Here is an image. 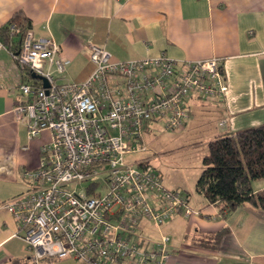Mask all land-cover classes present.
Masks as SVG:
<instances>
[{
  "label": "built area",
  "instance_id": "obj_1",
  "mask_svg": "<svg viewBox=\"0 0 264 264\" xmlns=\"http://www.w3.org/2000/svg\"><path fill=\"white\" fill-rule=\"evenodd\" d=\"M89 49L96 69L82 85L61 83L68 62L52 39H36L30 31L12 55L19 70L49 84L21 82L15 117L31 141L46 131L51 141L39 167L25 174L29 192L0 210L24 231L33 264H171L170 238L154 244L137 229L143 221L161 228L197 213L185 196L165 187L150 162L128 164L125 158L146 151L144 135L152 123L183 132L193 98L223 102L228 85L221 62H177L165 55L115 62L104 47ZM104 184L102 195L97 190Z\"/></svg>",
  "mask_w": 264,
  "mask_h": 264
},
{
  "label": "crops",
  "instance_id": "obj_2",
  "mask_svg": "<svg viewBox=\"0 0 264 264\" xmlns=\"http://www.w3.org/2000/svg\"><path fill=\"white\" fill-rule=\"evenodd\" d=\"M19 12L31 21L36 39H52L61 47L68 62L61 83L82 85L90 79L96 69L91 45L104 47L115 62L163 55L177 62L218 59L226 99L191 102L192 112L217 118L209 141L264 125V0H0V28ZM21 82L11 53L0 48V204L29 192L25 174L39 167V151L51 141L48 131L31 141L27 126L17 121L13 110ZM192 210L201 214L177 217L161 228L141 226L154 243L170 238L171 264H264V212L242 207L225 217L206 199ZM222 230L228 233L217 249L192 242L198 234ZM24 235L15 218L0 210V264H25Z\"/></svg>",
  "mask_w": 264,
  "mask_h": 264
},
{
  "label": "trees",
  "instance_id": "obj_3",
  "mask_svg": "<svg viewBox=\"0 0 264 264\" xmlns=\"http://www.w3.org/2000/svg\"><path fill=\"white\" fill-rule=\"evenodd\" d=\"M31 30V21L19 12L0 28V43L11 55L16 56L20 53L23 42ZM221 69L225 76L223 68ZM21 73L23 82L32 81L38 84L39 81L34 79L33 73H30L28 69ZM195 100L194 98L190 100L185 129L187 122L193 116L191 102ZM257 181L264 182V125L234 135H222L208 143V153L203 159V170L196 190L205 197L208 205L219 210V214L226 217L242 207L255 212H264V189L255 192L252 187V183ZM189 199V196L186 197L190 205ZM137 233L149 238L141 227L137 229ZM227 233L228 230H222L218 233L198 234L192 238V242L202 248L217 249ZM23 262L33 264L29 258L24 259ZM12 264H22V262L18 260Z\"/></svg>",
  "mask_w": 264,
  "mask_h": 264
},
{
  "label": "rangeland",
  "instance_id": "obj_4",
  "mask_svg": "<svg viewBox=\"0 0 264 264\" xmlns=\"http://www.w3.org/2000/svg\"><path fill=\"white\" fill-rule=\"evenodd\" d=\"M190 121L185 131L178 134L166 130L162 124H150L144 135L146 151L128 155L125 160L128 164L150 162L162 174L166 186L172 184L171 190L180 192L185 198L189 196V207L196 209L205 201L204 196L196 190V185L203 170L204 156L208 153L211 131L218 126V122L213 113L198 109H194ZM41 158L42 151H39V161ZM88 186L87 183L82 188ZM252 187L255 192L260 191L264 189V182H253ZM106 189L104 184L97 191L105 195ZM200 214L197 213V216Z\"/></svg>",
  "mask_w": 264,
  "mask_h": 264
},
{
  "label": "water",
  "instance_id": "obj_5",
  "mask_svg": "<svg viewBox=\"0 0 264 264\" xmlns=\"http://www.w3.org/2000/svg\"><path fill=\"white\" fill-rule=\"evenodd\" d=\"M33 77L36 80L42 81L45 89H48L49 88V84H48V82L44 78L39 77V76H36V75H34Z\"/></svg>",
  "mask_w": 264,
  "mask_h": 264
}]
</instances>
